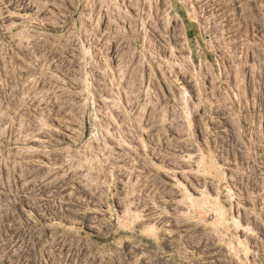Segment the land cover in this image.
I'll return each instance as SVG.
<instances>
[{
	"label": "rangeland",
	"instance_id": "obj_1",
	"mask_svg": "<svg viewBox=\"0 0 264 264\" xmlns=\"http://www.w3.org/2000/svg\"><path fill=\"white\" fill-rule=\"evenodd\" d=\"M0 264H264V0H0Z\"/></svg>",
	"mask_w": 264,
	"mask_h": 264
}]
</instances>
